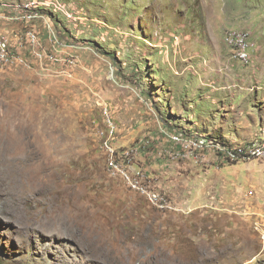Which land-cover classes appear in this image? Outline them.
Wrapping results in <instances>:
<instances>
[{"label":"rangeland","instance_id":"obj_1","mask_svg":"<svg viewBox=\"0 0 264 264\" xmlns=\"http://www.w3.org/2000/svg\"><path fill=\"white\" fill-rule=\"evenodd\" d=\"M0 33L27 61L0 65V264H264V159L166 133L249 142L224 133L264 116V0H0ZM106 109L176 208L113 175Z\"/></svg>","mask_w":264,"mask_h":264},{"label":"built area","instance_id":"obj_2","mask_svg":"<svg viewBox=\"0 0 264 264\" xmlns=\"http://www.w3.org/2000/svg\"><path fill=\"white\" fill-rule=\"evenodd\" d=\"M32 40H36L35 35H31ZM42 54V53H41ZM26 59L14 51L7 37L0 33V65H7L11 62L21 63ZM27 62V61H26ZM105 110L107 128L101 131L102 147L108 153L109 167L113 175L120 176L125 182L146 197L155 207L160 210H169L176 208L169 196L161 190L150 186L147 183V177H144L142 171H137L131 160L130 151L122 154L114 145V138L118 132V124L112 118L111 114ZM166 133L175 141L190 146L193 149H205L215 146L222 150L228 161L239 162L256 158L264 159V141H249L245 144H229L228 142H218L219 140L210 138L209 135H192L184 137L183 133L169 132ZM125 160L124 163L122 160ZM145 174V173H144Z\"/></svg>","mask_w":264,"mask_h":264},{"label":"crops","instance_id":"obj_3","mask_svg":"<svg viewBox=\"0 0 264 264\" xmlns=\"http://www.w3.org/2000/svg\"><path fill=\"white\" fill-rule=\"evenodd\" d=\"M234 106V109H233V112L236 114L237 116V127H236V130L237 132H235V134H230V133H224L226 136H228L229 138H232L234 139L233 141H250V140H258V141H264V138H257L256 139V136L258 137V132L255 131V128L252 129V131L248 132V131H243L245 130L246 128H251L249 126V124H252V125H255L257 126L259 123H261V128L263 129L264 131V116L261 117V120L258 121L257 118L253 117V119L251 121H249L248 119H245V115L246 114H250V111L252 110V108H249V109H242L241 110H238L236 107H235V104H233ZM255 119V120H254ZM254 120V121H253ZM246 121H249L251 123H247L248 127H246ZM260 125V124H259ZM227 132V131H226ZM255 138V139H253Z\"/></svg>","mask_w":264,"mask_h":264},{"label":"bare ground","instance_id":"obj_4","mask_svg":"<svg viewBox=\"0 0 264 264\" xmlns=\"http://www.w3.org/2000/svg\"><path fill=\"white\" fill-rule=\"evenodd\" d=\"M34 179V178H33ZM5 189V188H4ZM3 190V189H2ZM1 190V191H2ZM4 192H6V193H8V194H10V196H11V192L12 191H10V190H8V191H4ZM10 196H5V194L3 193V192H0V215L2 216V214H3V211H2V209H3V207H4V205L5 204H7L8 206H9V204L11 205V206H13V208H17V210H18V208H20L21 207V203L19 202V201H15L14 199H13V197H10ZM26 197V199H27V201L29 202V203H31L30 201H32V198L29 196V195H26L25 196ZM25 202V201H24ZM13 204V205H12ZM21 209V208H20ZM11 210H12V208H11ZM22 212V211H21ZM14 213V212H13ZM19 213H20V211H19ZM8 215V217H10V218H12V216H9V213L7 212L6 213V216ZM7 217V218H8ZM33 223V222H32Z\"/></svg>","mask_w":264,"mask_h":264},{"label":"trees","instance_id":"obj_5","mask_svg":"<svg viewBox=\"0 0 264 264\" xmlns=\"http://www.w3.org/2000/svg\"><path fill=\"white\" fill-rule=\"evenodd\" d=\"M210 136V134H208Z\"/></svg>","mask_w":264,"mask_h":264}]
</instances>
